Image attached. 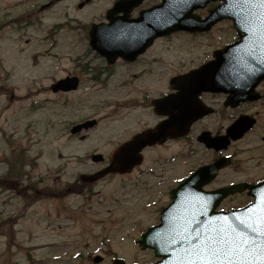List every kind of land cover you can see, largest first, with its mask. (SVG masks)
I'll return each instance as SVG.
<instances>
[{"label":"rangeland","instance_id":"rangeland-1","mask_svg":"<svg viewBox=\"0 0 264 264\" xmlns=\"http://www.w3.org/2000/svg\"><path fill=\"white\" fill-rule=\"evenodd\" d=\"M114 1L0 0V181L5 176L14 178L10 169H23L21 181L38 182L41 191L60 190L96 167L85 156H71L83 155L80 151L85 147L76 141L70 145L67 134L72 123L108 112L93 103L107 93H84L89 77L82 74L84 85L71 94L72 104L67 107L51 86L68 73H83L78 62H91L93 57L84 41L88 28L105 19ZM160 2L145 0L137 10ZM211 7L198 13L204 17ZM209 33L205 38L210 45H197L196 53L184 58L187 65L168 66V74L194 66L237 40L229 21ZM173 37L176 42L193 39L185 33ZM166 48L171 49L168 43ZM178 58L169 57L170 61ZM114 119L106 120L92 135L110 133L118 141L126 137L130 119L117 123ZM256 132L251 139H256ZM185 148V142L172 143L161 154L170 157ZM155 156L150 152L147 162L131 174L94 183L91 197L68 194L63 200L45 197L29 205L15 191L0 188V264H90L96 255L103 256L101 264H110L116 257L129 262L156 260L152 251L139 249L134 241L158 221V210L168 202L162 187L152 184L158 177L148 172ZM199 158L180 156L172 175L187 173Z\"/></svg>","mask_w":264,"mask_h":264},{"label":"water","instance_id":"water-1","mask_svg":"<svg viewBox=\"0 0 264 264\" xmlns=\"http://www.w3.org/2000/svg\"><path fill=\"white\" fill-rule=\"evenodd\" d=\"M218 0H163L162 4L141 12V16L130 19L131 11L139 6L143 0H119L108 11L107 18L110 23L94 24L90 36L91 45L101 55L110 61L117 57H136L145 51L155 38L178 30L208 31L218 21L225 18L232 19L240 35V41L216 52V60L195 71L197 74L209 73L213 78L231 79V84L242 86L250 93L253 88L264 78V4L260 0H220L223 2L210 11L205 19L194 14L199 8L206 7L209 3ZM123 12L124 15L116 16ZM229 84V82H226ZM222 87H213L212 90H227ZM77 87V79L60 80L54 90H68ZM229 87V86H228ZM235 91V85L231 86ZM190 102L187 100L186 104ZM242 122V121H241ZM237 122L230 135L239 137L247 128L245 122ZM190 122L183 125L184 131ZM83 125L76 127L73 132L79 131ZM174 127L168 124L163 130ZM242 129V130H241ZM151 132L137 135L131 141L120 146L111 157V165L92 176H84L85 180L94 181L110 172L125 173L141 163L140 150L147 144L154 143L157 138L150 136ZM171 134L167 132L166 135ZM229 140L226 137L211 140V145L217 148L225 147ZM95 159H100L97 156ZM222 163V162H221ZM219 161L211 165V180L218 170L225 166ZM196 173L178 189L174 190L171 197L173 203L162 213V224L153 227L143 234L138 240L141 248H154L155 255L163 259L158 264H211L219 261L213 255L219 249H211V235L224 237L225 228L231 230L227 250L235 252L230 261H240L245 264H264L261 258L248 257L245 250L238 251L237 245L243 248L241 236L250 237L240 224L247 221L254 229L264 230V184L252 187L250 192L256 201L245 209L230 212H215L220 201L241 186L220 189L211 192V207L209 217L198 215L197 194L202 183L195 185ZM195 185V186H194ZM256 237V236H255ZM244 249V248H243ZM97 258L96 261H99ZM255 261V262H250ZM116 264H124L122 259Z\"/></svg>","mask_w":264,"mask_h":264},{"label":"flooded vegetation","instance_id":"flooded-vegetation-1","mask_svg":"<svg viewBox=\"0 0 264 264\" xmlns=\"http://www.w3.org/2000/svg\"><path fill=\"white\" fill-rule=\"evenodd\" d=\"M168 39H171V37L159 39L160 41L162 40L160 43L156 42L146 52L140 54L132 61L118 58L114 63H108L105 58L91 52L93 56L90 59L91 62L89 60L78 62L79 66L83 68V73H68L66 76L79 77L78 89L59 92L57 94L62 95L65 105L70 107L72 104L71 94L80 90L84 85L82 79L83 74L84 77H89L88 80L85 79V85L88 83L89 86L84 90V93H88L90 90L93 92L107 93L104 98L94 100L96 102L93 103L100 109L103 107L107 108L108 112L102 115L96 113L95 116H90L82 120V122H86L89 119H95L97 122L94 127L85 129L78 134H68L67 140L70 145L73 141L81 142L82 144L80 146L85 147L84 156L91 159L93 155L99 153L104 156H109L121 143L117 139L109 137L110 133L93 135L91 133L101 127L106 120L115 118L113 122L117 123L130 119L129 126L124 130L130 133L124 139L126 141L136 134L154 128L159 123L169 119L168 107L165 104L157 106L154 104V101L177 93L178 89H173V85L171 84L172 77L182 74L185 71L171 73L168 76L167 65L165 64L166 60L164 58L169 50V48H166V41ZM164 44L165 46L163 47ZM88 50L90 51L89 48ZM82 58L84 56L77 57L79 60H82ZM257 91L261 96L260 100L241 102L236 107L226 104L228 96L224 93L202 92L199 95V100L202 102L203 109L208 113L192 125L191 131L187 136L170 139L162 144L156 143L143 150L145 158L150 152L156 153L153 159V165L148 168L149 173L158 177L155 183H152L154 187H162L161 190L168 196L169 191L181 182L180 180L178 183L177 177L172 175L176 171V169H173V163L180 156L188 160H195L200 157L198 159L199 162L191 168V172H194L203 165L211 164V162L221 156H229L231 158V166L222 170L212 184L206 185V190L239 183L256 184L264 181V81L258 85ZM119 93L123 95L120 96L118 95ZM177 111L174 110L175 113ZM246 115L255 119L253 129L247 132L242 139L233 141L227 150L217 152L208 148L206 143L201 141L204 133H209L210 137L211 135L217 136L225 134L227 128L235 120ZM255 130L259 131L257 139H250L249 137H251ZM182 141L187 143L188 146L182 149L177 156L164 157L161 154V149H167V145L170 143ZM92 164L95 165V163ZM99 169H93L91 173ZM170 174L171 176H169ZM90 187L86 183L77 181L72 183V185H66L63 187V190L69 192L76 190L77 193H82L87 190L90 193ZM36 192L38 194L40 191L37 190ZM43 193L53 194L50 190L43 191ZM60 194H63V192ZM249 201H251V198L245 192L228 197L224 201V204H228L227 207L232 208L243 206ZM151 263L142 262V264Z\"/></svg>","mask_w":264,"mask_h":264},{"label":"snow or ice","instance_id":"snow-or-ice-1","mask_svg":"<svg viewBox=\"0 0 264 264\" xmlns=\"http://www.w3.org/2000/svg\"><path fill=\"white\" fill-rule=\"evenodd\" d=\"M251 0H245V3H250ZM262 4H264V0H260ZM240 224L244 230H250L252 232H259V230L254 229L251 224H249L247 221H240ZM241 243L242 244H255V240L251 238H247L246 236H241ZM238 251H243V248H240L239 245H237ZM223 254L225 255L226 259L232 258L235 255V252H228V253H222V252H214L213 255L215 256L216 259H219L220 255ZM261 259H264V245L261 246Z\"/></svg>","mask_w":264,"mask_h":264}]
</instances>
